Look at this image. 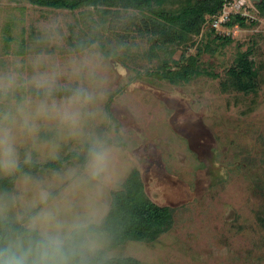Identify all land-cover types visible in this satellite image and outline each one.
I'll return each mask as SVG.
<instances>
[{
  "label": "rangeland",
  "instance_id": "rangeland-1",
  "mask_svg": "<svg viewBox=\"0 0 264 264\" xmlns=\"http://www.w3.org/2000/svg\"><path fill=\"white\" fill-rule=\"evenodd\" d=\"M247 1L251 9L257 4ZM135 15L133 10L102 16L92 7L55 9L28 0H0V69L19 63L21 72L31 75L35 53L44 51L63 64L74 51L72 37L95 38L88 49L102 59L107 85L104 118L92 121L90 130L119 150L103 196V217L112 192L134 168L147 195L176 212L172 229L156 241H129L107 256H134L142 264H264V225L259 221L264 211V16L257 15L259 24L253 27L218 31L232 41L211 43L215 52L205 51L199 60L206 71L175 84L148 74L169 55L162 50L159 57L152 55V41L141 31L140 19L132 21ZM53 27L59 44L38 45V38ZM207 33L198 37L199 44ZM250 46L260 67L259 90H223L229 67ZM180 54L177 50L173 58ZM79 147L75 141L62 144L61 158ZM48 161L41 157L39 163ZM74 162L71 158L65 164ZM49 169L42 167L37 174ZM104 238L103 249L109 243Z\"/></svg>",
  "mask_w": 264,
  "mask_h": 264
},
{
  "label": "clouds",
  "instance_id": "clouds-1",
  "mask_svg": "<svg viewBox=\"0 0 264 264\" xmlns=\"http://www.w3.org/2000/svg\"><path fill=\"white\" fill-rule=\"evenodd\" d=\"M55 27L38 45L59 44ZM61 64L44 51L0 69V264H93L105 246L103 196L118 149L90 130L104 118L102 59L85 46ZM75 141L72 166L40 174V158L60 161ZM82 157V163L80 162Z\"/></svg>",
  "mask_w": 264,
  "mask_h": 264
},
{
  "label": "trees",
  "instance_id": "trees-1",
  "mask_svg": "<svg viewBox=\"0 0 264 264\" xmlns=\"http://www.w3.org/2000/svg\"><path fill=\"white\" fill-rule=\"evenodd\" d=\"M31 4L55 9L77 10L89 7L101 12L102 16L114 12L120 17L129 11H137L132 17L135 22L140 19L141 31L149 34L152 41V55L158 56V50L167 53L166 58H160L155 71H148L175 84L189 82L201 75L205 69L200 63V56L210 50L213 42L229 43V35L218 34L211 26L214 15L219 14L229 0H28ZM250 8L253 16H243L233 13L227 27L239 25L253 27L259 24L257 15L264 16V0ZM90 10V9H89ZM253 10V11H252ZM136 19V20H135ZM208 31L207 40L199 44L203 32ZM31 35H35L34 32ZM95 38L75 41L70 39V46L79 52V46L90 47ZM190 46H197L195 52H190ZM181 50L178 59L173 54ZM253 46L245 51H239L235 63L227 71V79L222 81L223 90H234L245 94L256 93L260 88V67L255 60ZM109 109V107H108ZM76 152L68 154L60 161H48L42 165L37 163L33 172L42 167L58 169ZM82 163V157H81ZM7 181L0 180V185ZM111 207L102 219L100 230L109 238V243L94 259L93 264H142L134 256L109 257V250L118 248L129 241L153 242L162 234L168 232L175 223V208L160 205L153 201L145 191V185L140 171L134 168L121 187L112 192ZM259 221L264 225V211L259 214Z\"/></svg>",
  "mask_w": 264,
  "mask_h": 264
},
{
  "label": "built area",
  "instance_id": "built-area-1",
  "mask_svg": "<svg viewBox=\"0 0 264 264\" xmlns=\"http://www.w3.org/2000/svg\"><path fill=\"white\" fill-rule=\"evenodd\" d=\"M247 0H229L223 10L213 16L211 26L217 31H221L226 26V23L231 20L233 13H241L243 16H253Z\"/></svg>",
  "mask_w": 264,
  "mask_h": 264
},
{
  "label": "water",
  "instance_id": "water-1",
  "mask_svg": "<svg viewBox=\"0 0 264 264\" xmlns=\"http://www.w3.org/2000/svg\"><path fill=\"white\" fill-rule=\"evenodd\" d=\"M251 2H254V3H259L261 2L262 0H250Z\"/></svg>",
  "mask_w": 264,
  "mask_h": 264
}]
</instances>
